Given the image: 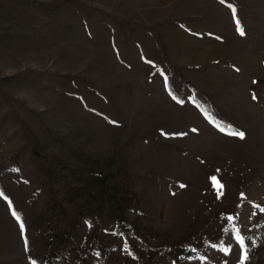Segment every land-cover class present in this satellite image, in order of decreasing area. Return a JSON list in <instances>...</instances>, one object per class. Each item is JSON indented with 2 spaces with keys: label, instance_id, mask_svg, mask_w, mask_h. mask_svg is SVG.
Instances as JSON below:
<instances>
[{
  "label": "rangeland",
  "instance_id": "rangeland-1",
  "mask_svg": "<svg viewBox=\"0 0 264 264\" xmlns=\"http://www.w3.org/2000/svg\"><path fill=\"white\" fill-rule=\"evenodd\" d=\"M237 233L264 264V0H0V264H239Z\"/></svg>",
  "mask_w": 264,
  "mask_h": 264
},
{
  "label": "snow or ice",
  "instance_id": "snow-or-ice-1",
  "mask_svg": "<svg viewBox=\"0 0 264 264\" xmlns=\"http://www.w3.org/2000/svg\"><path fill=\"white\" fill-rule=\"evenodd\" d=\"M221 2L224 3V0H221ZM228 7L231 9V12H232V15H233V19H234V21L236 23L237 32L241 36L245 35V31H244L240 21L237 19V9L231 4H229ZM173 99H177V98L175 96H173ZM253 99H256L255 95H253ZM177 102L178 103H183V101H180V100H178ZM229 127H231V126H229ZM221 131H223V129H221ZM229 134L233 135V136H238L241 139H243L244 136H245V134L242 131H235V130H233ZM210 180L213 182V188L217 191V198L219 199L220 196L223 195V191L222 190H223L224 186L219 183V181L217 180V178L215 176L210 177ZM181 187H183V185H181ZM243 195L244 194L242 193L241 196L243 197ZM13 215L16 216L17 219H19V216H17V214L15 212L13 213ZM232 219H233V217L230 216L229 220H232ZM20 227H21V230L23 231L24 225L22 223H21ZM234 236H235V239L237 240V242L240 244V247H241V256H240L239 264H245V261L249 259L247 248L244 245V239L245 238L243 236H240L238 233L234 234ZM25 246H26V249H27V247H28L27 241L25 242ZM253 247H255V242H253ZM221 250L225 251L226 253L229 251V249L225 248V247H221ZM32 264H36V262L33 261Z\"/></svg>",
  "mask_w": 264,
  "mask_h": 264
},
{
  "label": "trees",
  "instance_id": "trees-1",
  "mask_svg": "<svg viewBox=\"0 0 264 264\" xmlns=\"http://www.w3.org/2000/svg\"><path fill=\"white\" fill-rule=\"evenodd\" d=\"M219 125H220V124H219ZM60 185H61V184H60ZM63 186H64V185H63ZM64 188L66 189L65 186H64ZM63 190H64V189H62L61 191H59V188H58V189L55 191V195H56V197H58V198L60 197V198H61L62 193H63ZM60 198H59V199H60ZM95 221H97V220H94V219H92V218L89 220V222H90V227H93V226L96 227V222H95ZM88 238H89V239H88ZM86 241L89 242V243L86 242V243H88V245H87L86 243H84L82 247H83V248H91V246H92V245H91V244H92V240L90 239V235H88V237L86 238ZM84 245H86V246H84ZM44 250H45V254H49V248H48L47 246L44 247ZM50 254H51V253H50ZM49 257H52V258H53V257H55V255L52 253ZM36 263L38 264L39 262L36 261ZM39 264H40V263H39Z\"/></svg>",
  "mask_w": 264,
  "mask_h": 264
}]
</instances>
